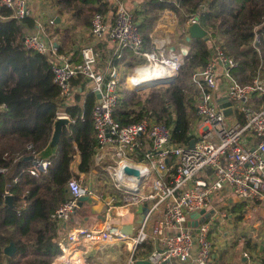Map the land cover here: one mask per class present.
<instances>
[{
    "label": "built area",
    "instance_id": "built-area-1",
    "mask_svg": "<svg viewBox=\"0 0 264 264\" xmlns=\"http://www.w3.org/2000/svg\"><path fill=\"white\" fill-rule=\"evenodd\" d=\"M29 2L0 0V9L10 10L13 19L22 21L31 17ZM114 7L112 22L108 15L97 13L91 23L94 43L108 38L114 46L109 66L116 57L121 59L131 51L146 60L148 65L171 70L168 77L154 82L178 77L186 53L168 55L169 39L156 34L150 37L152 49L145 50L140 25L126 9L124 0H114ZM195 23H199V19L192 16L188 25ZM43 35L45 27L39 26L38 32L25 37L24 46L52 61L53 81L60 88L65 105L71 104L75 93L72 83L79 78L88 82V91L96 98L100 95L92 111L98 144L97 165L103 168L122 195L119 204L117 197L107 198L104 193L85 185L82 177L73 175L68 182L70 198L57 208L52 219L60 224L67 223L78 210L80 198L89 197L96 201L106 200L107 221L101 230L87 227L70 230L63 250L72 245L86 249L120 245L129 250L128 264H138L139 261H148L149 264H189L192 261L193 264H215L210 220L216 213L217 197L232 192L241 201L264 203V78L257 75L249 84L240 83L234 76L237 61L216 47L215 57L191 77L198 92L196 112L203 127L200 128L197 121L192 128L193 147L178 146L172 143V129L164 123L144 119L121 126L114 119V110L122 97L121 78L114 66L106 73L99 71V57L94 46L83 48L82 60L73 62L70 56L61 55L55 43L45 40ZM130 80L131 77L129 85L132 87L147 84ZM220 83L225 98L234 106V115L229 118L223 115L217 102ZM61 118L69 119L64 111L59 110L57 119ZM143 137L151 141V147L141 152L140 139ZM32 157L28 173L38 178L48 171L50 163L38 154ZM145 204L149 212L138 226L137 233L132 236L124 234L123 225L114 219L126 217ZM202 211H214V214L196 228L190 227V215ZM153 214L159 216L152 232L148 233L146 229ZM133 228H136L134 224ZM148 241L153 243L152 250L144 259L136 257V251Z\"/></svg>",
    "mask_w": 264,
    "mask_h": 264
},
{
    "label": "trees",
    "instance_id": "trees-1",
    "mask_svg": "<svg viewBox=\"0 0 264 264\" xmlns=\"http://www.w3.org/2000/svg\"><path fill=\"white\" fill-rule=\"evenodd\" d=\"M47 2L54 16L45 27V40H57L61 55H72L73 62H80L83 40L88 46L93 41L91 33V38L86 37L91 31V16L93 19L97 13H110L111 1ZM140 4L134 20L140 22L145 49H151L148 32L170 10L179 20V38L188 54L178 77L160 91L158 109L151 107L149 96L134 101L135 91L126 87L127 75H123L122 97L114 119L121 126L144 119L164 123L172 129L173 144L188 146L195 138L192 128L199 119L196 96L190 95L194 88L191 77L215 57L216 47L235 58L238 66L234 76L240 83L249 84L257 75L264 78V0H141ZM0 16V264H52L63 255L69 230L52 216L70 198L68 182L76 156L81 158L79 174L89 176L94 172L97 180H104V171L95 165L98 144L92 111L97 98L88 91V82L79 78L72 83L75 93L71 104L65 105L61 90L53 81L52 61L24 46L23 39L28 36L25 29L36 30V21L32 17L13 19L5 8L0 9ZM192 16L198 17L208 36L187 42ZM108 43L105 39L96 46L99 62L106 61L109 51L111 55L114 51ZM127 54L135 56L131 51ZM126 57H116L112 66L124 65ZM59 110L66 113L71 124L64 128L57 151L46 155ZM33 154L50 163L48 171L38 178L28 173L32 161L26 159ZM3 169L5 173L1 172ZM7 193L13 197V207L6 204ZM240 206L238 211L231 208L237 220L244 217V204ZM11 245L15 247L13 256L5 253ZM256 247L257 244L254 250ZM151 248L150 242L144 244L137 256L148 254Z\"/></svg>",
    "mask_w": 264,
    "mask_h": 264
},
{
    "label": "crops",
    "instance_id": "crops-1",
    "mask_svg": "<svg viewBox=\"0 0 264 264\" xmlns=\"http://www.w3.org/2000/svg\"><path fill=\"white\" fill-rule=\"evenodd\" d=\"M45 2H47V0ZM140 3H141V0H124V4H125L126 9L129 12H131L134 16H135V10L137 8L141 7ZM31 6L33 9V3H31ZM114 12H115V7H114V3H112V11L110 13L106 14V15H108V19L110 22H112V20L114 19ZM35 14L36 13L33 10L31 13V17L36 21V23H37L36 28L37 29L33 30V31H30L29 29H25V31L28 35L38 32V27L42 26L37 21V17L35 16ZM53 15H54L53 12L50 11V9H48V10H46V13H45V19L49 18V17H53ZM1 18L2 17L0 16V19ZM57 19H56V21H57ZM160 19H159L160 22L158 20L156 25L154 26V28L148 32L149 39L154 34H156L159 37L162 36L163 38H167L170 41V46L167 48L168 54L171 55V54H178L180 52H183V53H186V55H187L188 52L185 51L184 45L182 43H180L181 42V40L179 38L180 32H178V30H177L178 25H179V20H178L176 14L170 10H166L164 12L162 18H160ZM136 22L140 24L139 21H136ZM39 33H42V32L40 31ZM90 33H91V31L89 29L86 37L91 38ZM171 33L174 34L173 36H175L179 40V41H176L174 39L177 42L174 45H171V38H170L172 36ZM142 35H143V33H142ZM173 36H172V39H173ZM53 42L56 43L57 45H59L57 40H54ZM102 42H100V43H102ZM100 43L95 44L94 40H93L91 42V44H89V45L94 46L95 50H96V46L99 45ZM108 44H109V48L112 50V48H114V46L110 40H109ZM150 44H151V42H150ZM81 46L83 48L89 47L88 45H86V42L84 40H83V43ZM151 49H152V46H151ZM145 50H147V49H145ZM150 50H147V51H150ZM128 52L129 51H127L124 55V56H127L126 57V63H124V65L114 66V67H116V69L118 71V75L121 78V82H122L123 75H125V74L127 75L129 73L130 64L133 65V64L141 63L142 61H145L144 59L138 58L136 56H134V58H133V56H130V54H127ZM68 56L71 57L72 55H68ZM110 60H111V53L109 51V55H108V58L106 59V61H100L99 62L98 68H99L100 72L106 73L109 71V69L111 67H113V66H108ZM102 66H105V70L102 69ZM149 76L151 78L150 74L149 75L148 74L143 75L144 78L149 77ZM127 78H128V76H127ZM216 97H217V102L219 99L225 98V91H224V88L221 85V83H220L218 91L216 92ZM197 125H198V123H197ZM195 129H197V128H195ZM189 146H190V144H189ZM150 147H151V141L148 138L143 137L140 139V150H141V152L148 150ZM80 159H81L80 156L77 155L75 160L72 163V166L74 164V166H73L74 173L71 170L73 175H75L76 177L79 176V178L82 177L84 179V184L91 187L95 192H102L105 194V196L107 198L117 197V203H119V204L122 203V198H121L122 195L115 189V187L113 186V183H112L109 176L108 177H109L110 182H111L110 185H108L107 182H103L104 180H101V181L97 180V176L95 175L94 172H93L94 174L91 172L89 176H85L84 174H79L78 164L80 162ZM45 160H47V159H45ZM95 165L98 166L97 165V156L95 158ZM102 170H103V168H102ZM104 173L107 174L105 171H104ZM99 186H101L103 188H101V187L98 188ZM228 196L229 195L227 192V194L225 196H223L221 199H224V203L227 206H230V207L234 206L236 203L235 200L231 197L228 198ZM238 203L244 204V206H243L244 217L242 218V220H237L236 217H234V215L231 214V216L236 220L235 222H245L247 225H251L256 229H260V231L262 233L259 236L252 237V238L246 240V242H245L246 243L245 244L246 252L244 253L245 258L243 259V262L244 263L246 262V264H264V211H263L264 210V203L263 202L262 203H260V202H244V201H241L239 199H238ZM137 210H135L133 213L129 214L126 217H121V218L116 217L114 219V221L120 222L123 225V227L124 226H130L131 228H133V224H134L136 226V228H135V230L133 228V231H134L133 235H135L138 231L137 230L138 226L145 220V219H142V217H143L142 214H139L137 212ZM105 214H106V200L96 201V200L90 199L89 202L84 204L83 208L78 209L72 215L71 219L67 223L63 224L64 227L69 228V230L66 233V242H67V234L72 229H78V228H82V227L94 228V229H98L100 227L103 228L104 224L107 221ZM158 216L159 215H157V214H153L152 217L149 219V222H150V220L152 218H154L152 228H153L156 220L158 219ZM211 216L209 218H211ZM213 217L211 218L210 222L215 220V218H213ZM148 225H149V223H148ZM211 229H212V232L210 230V239H211L212 234L214 232L213 228H211ZM146 231H147V229H146ZM151 232H152V229H151ZM149 242L151 243V246L153 248L152 241H148L147 243H149ZM248 242H250V245H248ZM256 244H257V247H256L257 250H254L253 246ZM65 246H67V243L64 246H62L63 254H65L64 264H66V263L67 264H103L101 261H94V260H89L87 262V260H85V258H84L85 254H87V249L84 247H78L77 245H72L70 248H66L63 250V247H65ZM110 246H119V245H110ZM98 247H100V246H98ZM105 247H107V246H105ZM214 247H215V245H214ZM152 248H151V250H152ZM137 252H138V250L136 251L135 255H136V257H138L140 259H144L147 255L146 254L143 256H137ZM215 254H216V249H215ZM218 259H219V257L216 256L215 264H218ZM128 261L126 264H128ZM193 263H194V261H192V263H189V264H193ZM221 264H224V262Z\"/></svg>",
    "mask_w": 264,
    "mask_h": 264
},
{
    "label": "rangeland",
    "instance_id": "rangeland-1",
    "mask_svg": "<svg viewBox=\"0 0 264 264\" xmlns=\"http://www.w3.org/2000/svg\"><path fill=\"white\" fill-rule=\"evenodd\" d=\"M45 1L46 0H33V1L30 0L29 2L31 10L32 11L34 10L36 13L35 16L37 17V21L44 27H46L47 23L52 18L49 17L45 19L46 10L50 9L49 3ZM111 2L114 3V0H111ZM31 3H33V9ZM90 20L92 22V16ZM173 35L174 34H172V36ZM172 36L170 37L171 45H174L177 43L176 41L179 40L175 36H173L172 39ZM184 49L185 51L188 52V49H186L185 46ZM146 65H148L146 60L142 61L141 63H136L133 65L130 64L129 73L127 74L128 78H127L126 87H129L135 91V95L133 99L134 101L135 100L138 101L141 99L145 100L149 96L150 98H152V101L150 103L151 107L158 109L160 107L159 105H161L160 103L161 101L159 99V93L161 90L165 89L169 85V83L172 82V80H167L164 82L147 83L139 87H132L131 85H129V78L134 73L135 69ZM197 94L198 92L196 91V89L192 87L190 91V95L196 96V100H198ZM260 104H262V101L260 102ZM200 122L201 121L198 119V126L201 125L200 128H202L203 126L202 124H200ZM103 176H104L103 182H107L108 185H110L111 182L108 175L103 174ZM100 187L101 186H99L98 188ZM228 195H229L228 198L230 197L233 198L236 203L233 207H230L224 203V199L217 197L215 203L216 213L215 216L213 217L215 218V220L210 222V226L214 230L213 234L211 233L212 234L211 241L213 245H215L216 256L219 257L218 264H221L223 262L224 264H246V262L245 263L243 262V259L245 258L244 253L246 252V247H245L246 240L252 237L259 236L262 233L260 229H256L251 225H247L245 222H235L236 220L231 216V208L232 209L235 208V210L238 211L241 209V206L238 203V198L232 192H228ZM153 221L154 218H152L149 222L147 228L148 233H151ZM100 229L102 228L100 227L97 230ZM128 252L129 251L125 246H120V245L107 246V247H92V248H87V254H85L84 258L85 260H87V262L89 260H94V261H101L103 264H126L130 258V253ZM64 255L65 254H63L62 256ZM62 256L58 257L57 259L61 258Z\"/></svg>",
    "mask_w": 264,
    "mask_h": 264
},
{
    "label": "water",
    "instance_id": "water-1",
    "mask_svg": "<svg viewBox=\"0 0 264 264\" xmlns=\"http://www.w3.org/2000/svg\"><path fill=\"white\" fill-rule=\"evenodd\" d=\"M161 1H165V2H170L173 0H161ZM60 19H57V22H59ZM187 32H188V36L186 37V41L190 42L192 40H196V39H204L208 36V32L202 28V26L200 25V23H195L192 25H189L187 28ZM25 40V38L23 39V41ZM55 46L58 47V45L55 43ZM98 99H100V95L97 96ZM218 104H219V108L221 110V112L223 113V115L226 118L232 117L234 115V106L232 105V103L229 101L228 98H222L218 100ZM71 124L70 119L68 118H61L55 121L54 123V131H53V135H52V139L51 142L49 143L48 147L45 150V154L46 155H52L53 153H55L59 147L60 141L62 139V135L64 132V128L69 127ZM195 141L192 140L190 142V147L194 146ZM27 161H31L33 160V157L30 156L26 159ZM169 162V161H167ZM89 197H82L79 200L78 203V209L83 208L84 204L89 202ZM231 202V201H230ZM6 204L9 205L10 207H13V197L12 196H7L6 197ZM137 212L139 214H142V219H145L146 215L149 212V207L147 204L140 206L137 210ZM212 214H214V211H211L210 213H206V211H202L200 212V214L196 215V214H192L190 215V219L192 221L189 222V226L192 228H196L200 223L204 222L206 219H208ZM202 215H204V217H201ZM122 232L128 236L133 235V228H131L130 226H124L122 229ZM196 232L198 233V230H196ZM5 253L9 256H13L15 253V247L13 245L7 247L5 249ZM138 264H149L148 261H139Z\"/></svg>",
    "mask_w": 264,
    "mask_h": 264
},
{
    "label": "bare ground",
    "instance_id": "bare-ground-1",
    "mask_svg": "<svg viewBox=\"0 0 264 264\" xmlns=\"http://www.w3.org/2000/svg\"><path fill=\"white\" fill-rule=\"evenodd\" d=\"M171 70L169 68H164L157 65H146L143 67H138L131 76V82H137V83H152L156 80L163 79L168 77L171 74ZM144 74H150L149 77L144 78ZM148 78V79H147ZM162 84V83H161ZM147 86V85H146ZM64 256H62L60 259L56 261V264H64ZM67 264V263H66Z\"/></svg>",
    "mask_w": 264,
    "mask_h": 264
}]
</instances>
